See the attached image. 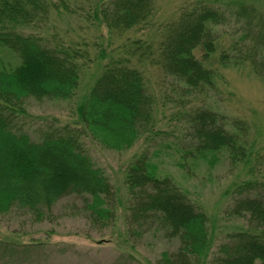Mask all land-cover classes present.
Here are the masks:
<instances>
[{
    "label": "trees",
    "instance_id": "1",
    "mask_svg": "<svg viewBox=\"0 0 264 264\" xmlns=\"http://www.w3.org/2000/svg\"><path fill=\"white\" fill-rule=\"evenodd\" d=\"M51 3L0 0V213L17 208L40 221L57 200L75 195L85 198L89 217L103 225L112 214L115 193L86 152L82 136L119 151L142 137L149 144L160 134L153 96L135 60L156 65L181 83L186 94L206 96L216 89L219 77L209 65L217 46L212 27L230 18L239 25L238 36L219 52V65L247 66L264 82V0H201L159 27L155 46L126 38L128 48L109 57L70 108L73 121L50 123L32 139L22 126L30 118L25 100L70 101L79 88L82 66L90 59L80 43L52 41L32 30L49 14ZM97 10L107 33L121 34L148 26L155 0H101ZM175 115L192 143L175 161L184 172L199 162L212 168L220 155L231 166L248 169L264 161V143L258 147L244 120L195 104ZM156 155V150L142 149L124 173L130 221H154L178 240L176 250L162 252L157 264H204L213 243L207 214L162 173ZM232 191L227 214L244 218L246 225L227 234L212 264H264V176L241 180Z\"/></svg>",
    "mask_w": 264,
    "mask_h": 264
},
{
    "label": "rangeland",
    "instance_id": "2",
    "mask_svg": "<svg viewBox=\"0 0 264 264\" xmlns=\"http://www.w3.org/2000/svg\"><path fill=\"white\" fill-rule=\"evenodd\" d=\"M199 1L155 0V15L148 26L109 35L98 18L101 0H51L49 14L32 30L52 41L80 43L87 48L90 59L82 66L79 88L70 101L32 97L25 100L30 118L23 123V129L37 139L40 130L50 123H71L74 117L70 108L87 92L109 57H116L128 48L126 38L155 46L160 36L158 28L174 21L182 8ZM221 9L227 15L226 8ZM238 28L230 18L212 27L217 46L209 65L218 70L219 77L216 89L206 96L186 94L181 83L163 75L156 65L135 60L134 65L142 66L147 90L153 96L160 134L149 144L142 137L130 148L119 151L82 136L86 152L113 187L110 219L103 225L92 220L84 205L85 198L75 195L57 200L40 221L22 209L0 213V243H6L5 248L0 245V264H157L162 252L176 250L178 240L170 238L154 221L134 223L129 218L124 173L133 157L144 148L157 151L162 173L170 175L207 214L213 243L204 264H212L217 247L227 234L246 225L244 218L227 214L235 196L234 186L241 180L264 176V161L248 169L231 166L225 155H220L212 168L199 162L184 172L175 161L181 150L192 143L175 112L189 104L216 109L229 118L244 120L258 147L264 143V82L247 66L222 67L218 63L219 52L238 36Z\"/></svg>",
    "mask_w": 264,
    "mask_h": 264
}]
</instances>
